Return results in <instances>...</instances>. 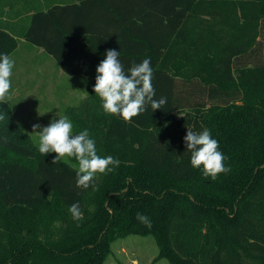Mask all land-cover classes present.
I'll list each match as a JSON object with an SVG mask.
<instances>
[{
    "label": "trees",
    "instance_id": "16d2710c",
    "mask_svg": "<svg viewBox=\"0 0 264 264\" xmlns=\"http://www.w3.org/2000/svg\"><path fill=\"white\" fill-rule=\"evenodd\" d=\"M48 2L0 0V56L24 39L85 76L66 110L73 133L121 163L78 188L75 159L52 163L0 103V264H104L132 233L171 264H264V0ZM108 49L125 70L151 60L161 109L130 122L103 111L93 89ZM188 128L210 131L231 172L213 181L191 166Z\"/></svg>",
    "mask_w": 264,
    "mask_h": 264
},
{
    "label": "clouds",
    "instance_id": "9594fccd",
    "mask_svg": "<svg viewBox=\"0 0 264 264\" xmlns=\"http://www.w3.org/2000/svg\"><path fill=\"white\" fill-rule=\"evenodd\" d=\"M120 52L115 49L106 50L103 59L96 68L94 93L102 101V109L106 114L119 115L124 121L130 122L151 106L153 111L161 109L167 103L166 97L155 99L153 86V68L150 59H144L125 70ZM14 61L7 54L0 56V103L8 99L12 87L11 75ZM4 116L0 115V120ZM36 129H41L39 132ZM33 132L38 134V151L42 155L55 153L52 163L63 158H74L78 164L76 186L87 189L97 174L114 171L121 163L112 156L101 157L97 153L96 143L90 138L89 131L84 129L78 134L73 133V123L67 116L53 120L48 126L33 125ZM187 150L191 153L190 163L193 168L202 169L203 176L213 181L220 174L231 172L225 166V155L219 150V142L214 139L208 129L201 132L188 128L184 137ZM73 220L81 221L83 213L79 202L69 207ZM146 227L151 228L150 219L137 213L136 217ZM79 226V225H77Z\"/></svg>",
    "mask_w": 264,
    "mask_h": 264
},
{
    "label": "rangeland",
    "instance_id": "374dc122",
    "mask_svg": "<svg viewBox=\"0 0 264 264\" xmlns=\"http://www.w3.org/2000/svg\"><path fill=\"white\" fill-rule=\"evenodd\" d=\"M20 40L17 49L8 55L14 61V67L7 101L12 106L16 120L38 145L39 138L33 132V125L48 126L59 117H68L66 110L78 106L86 97V81L83 78H72L60 69L51 55L24 39ZM180 69L185 68L181 66ZM40 130L36 129L37 132ZM49 154L56 156L55 153ZM62 160L72 162L67 157ZM104 264L171 262L167 257L160 256V247L154 236L132 233L112 242L111 252Z\"/></svg>",
    "mask_w": 264,
    "mask_h": 264
},
{
    "label": "crops",
    "instance_id": "0c3cea01",
    "mask_svg": "<svg viewBox=\"0 0 264 264\" xmlns=\"http://www.w3.org/2000/svg\"><path fill=\"white\" fill-rule=\"evenodd\" d=\"M49 2L47 3V5H45V6H48V4H52V3H61V2H66V1H68V0H48ZM41 50H43L42 48H41ZM40 51V50H39ZM42 52V51H41ZM43 53V52H42ZM61 69V68H60ZM62 70V69H61ZM63 71V70H62ZM64 72V71H63ZM72 76V78H83V80H84V82L86 81V88L88 87V82H87V80H86V78H85V76H83V75H71ZM87 92V91H86ZM87 96V95H86ZM85 98V97H84Z\"/></svg>",
    "mask_w": 264,
    "mask_h": 264
}]
</instances>
